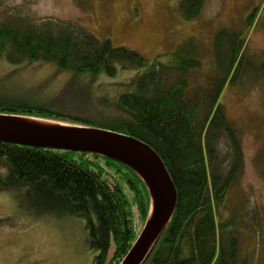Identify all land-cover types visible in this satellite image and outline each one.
<instances>
[{
  "label": "trees",
  "instance_id": "16d2710c",
  "mask_svg": "<svg viewBox=\"0 0 264 264\" xmlns=\"http://www.w3.org/2000/svg\"><path fill=\"white\" fill-rule=\"evenodd\" d=\"M205 1L180 0V12L185 18H196ZM256 14L257 10L250 14V24ZM227 34L222 29L218 37ZM227 45L226 49L223 44L222 56L229 53L231 40ZM243 47L242 41L235 43L230 62H215L222 75L204 92L193 88L187 78L202 62L180 50L178 58L190 62L154 66L136 77L134 90L119 95L106 91L96 97L78 86L79 77L91 82L115 78L147 66V58L78 25L53 19L0 21V52L12 61L44 60L71 71L69 82L73 79L70 83L79 88L70 95L71 105L80 112L63 111L60 105L52 108L28 95L23 100L3 95L0 114L107 128L140 138L157 151L178 199L141 264H253L254 250L242 257L238 219L231 215L219 220L217 213L244 163L240 134L221 100L226 86L237 83L247 66L241 62ZM3 167L18 183L43 185L69 199L73 211L86 218L89 239L97 250L93 264H119L151 212L144 179L102 154L0 141Z\"/></svg>",
  "mask_w": 264,
  "mask_h": 264
},
{
  "label": "rangeland",
  "instance_id": "374dc122",
  "mask_svg": "<svg viewBox=\"0 0 264 264\" xmlns=\"http://www.w3.org/2000/svg\"><path fill=\"white\" fill-rule=\"evenodd\" d=\"M179 1L0 0V21L53 19L78 25L147 58V66L115 78L91 82L79 77L78 86L96 97L106 91L119 95L134 90L136 77L154 66L190 62L178 58L180 50L202 62L187 78L204 92L222 75L215 62H230L235 43L242 41L241 62L247 66L237 83L226 86L221 100L240 134L244 163L217 213L221 220L231 215L238 219L242 257L254 250L253 264H264V0H206L196 18H185ZM222 29L228 34L219 38ZM230 40L229 53L222 56L223 44L227 49ZM16 62L0 52V96L23 100L28 95L49 107L60 105L63 111L80 114L71 105L70 95L78 88L70 83L73 79L69 82L71 71L44 60ZM96 254L86 218L73 211L69 199L43 185L18 183L6 167L0 169V264H93Z\"/></svg>",
  "mask_w": 264,
  "mask_h": 264
},
{
  "label": "water",
  "instance_id": "95a60500",
  "mask_svg": "<svg viewBox=\"0 0 264 264\" xmlns=\"http://www.w3.org/2000/svg\"><path fill=\"white\" fill-rule=\"evenodd\" d=\"M0 141L102 154L135 170L151 196V212L138 238L119 264H141L163 232L178 193L157 151L144 140L107 128L0 114Z\"/></svg>",
  "mask_w": 264,
  "mask_h": 264
}]
</instances>
